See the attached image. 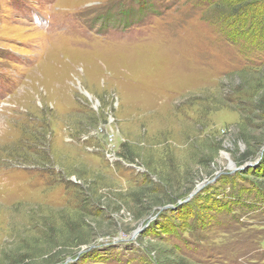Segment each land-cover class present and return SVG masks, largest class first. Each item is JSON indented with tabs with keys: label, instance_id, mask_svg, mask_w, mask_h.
<instances>
[{
	"label": "rangeland",
	"instance_id": "374dc122",
	"mask_svg": "<svg viewBox=\"0 0 264 264\" xmlns=\"http://www.w3.org/2000/svg\"><path fill=\"white\" fill-rule=\"evenodd\" d=\"M144 1L0 0V264H264V27Z\"/></svg>",
	"mask_w": 264,
	"mask_h": 264
},
{
	"label": "trees",
	"instance_id": "16d2710c",
	"mask_svg": "<svg viewBox=\"0 0 264 264\" xmlns=\"http://www.w3.org/2000/svg\"><path fill=\"white\" fill-rule=\"evenodd\" d=\"M143 1V5H145V1ZM247 1L249 3H252L251 0H244L242 3L238 5V8L242 11V14L239 15L242 18H248L250 19L254 24H256L257 27H264V3L261 0H254L253 5H257V7L254 6V8H249L250 5H248ZM121 14V13H120ZM122 18L127 19L128 14L122 13ZM256 28V27H255ZM256 32V30L254 31ZM255 34V33H254Z\"/></svg>",
	"mask_w": 264,
	"mask_h": 264
},
{
	"label": "built area",
	"instance_id": "2783aa9c",
	"mask_svg": "<svg viewBox=\"0 0 264 264\" xmlns=\"http://www.w3.org/2000/svg\"><path fill=\"white\" fill-rule=\"evenodd\" d=\"M107 138V137H106ZM110 139V138H109Z\"/></svg>",
	"mask_w": 264,
	"mask_h": 264
}]
</instances>
